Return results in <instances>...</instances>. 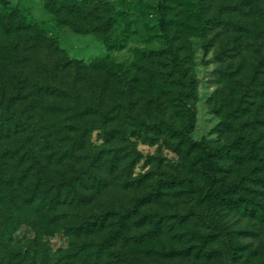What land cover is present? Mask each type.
<instances>
[{
	"label": "rangeland",
	"instance_id": "1",
	"mask_svg": "<svg viewBox=\"0 0 264 264\" xmlns=\"http://www.w3.org/2000/svg\"><path fill=\"white\" fill-rule=\"evenodd\" d=\"M107 1L114 7L111 28L99 38L75 31L50 10L48 0H0V105H34L35 120L57 132L65 129L77 141L79 132L70 128L87 119L99 121L97 115L83 117L82 109L103 105L106 128L102 132L93 126L90 134L93 145L106 148L103 173L96 170L98 182H86L94 187L92 196L99 187L103 195L82 207L76 200L70 221L90 218L100 206L113 219L123 211L133 214L141 204L139 214L154 221L140 230L146 236L132 249V264H264V226L252 212L224 207L220 201L209 209L237 233L230 238L232 246L244 249L237 261L221 255L222 241L206 226L196 220L182 223L198 195L197 185L206 183V152L185 144L174 131L184 130L186 118L175 101L159 16V3L166 1L181 62L198 88L191 137L229 154L216 167L225 186L236 184L238 192L264 202V162L248 161L256 149L264 148V0ZM16 17L37 31L28 35L9 28V21L11 27L16 25ZM64 57L73 60L69 71L61 70ZM76 61L80 66L74 67ZM23 81L27 87L19 90ZM19 93L24 99L14 104ZM42 216L46 212L36 219L43 220L38 225L51 257L39 264H65L64 253L57 251L67 247L68 238L58 223L51 225ZM162 218L168 220L169 232L159 237ZM35 235L33 226L24 224L15 239L25 244ZM121 243L107 233L103 246L81 254L88 257L86 264H99L97 254L103 264H114ZM73 264L83 263L77 258Z\"/></svg>",
	"mask_w": 264,
	"mask_h": 264
},
{
	"label": "trees",
	"instance_id": "2",
	"mask_svg": "<svg viewBox=\"0 0 264 264\" xmlns=\"http://www.w3.org/2000/svg\"><path fill=\"white\" fill-rule=\"evenodd\" d=\"M48 6L77 32L93 33L103 38L111 28V15L114 7L107 0H48ZM167 8L166 1L159 3V16L170 61V78L176 89L175 101L183 109L186 118L184 130L174 129V131L185 144L191 147H201L206 152V163L202 168V176L206 179V183L199 184L196 190L194 189L198 195L182 223L196 220L206 226L224 245L222 246L224 252L222 253L219 249V253H222L223 257L229 256L237 261L244 251V249L239 251L237 247L231 245L230 238L237 233L224 227L219 221L221 217L209 209L213 201L224 202V207L237 208L236 210L241 212H252L253 216L260 219L264 226V202L258 200L259 196L250 198L238 192L236 184L225 186L224 178L216 173V167L219 160L229 154L221 147L214 148L205 140L195 141L191 137L190 132L194 129L197 120L198 88L195 82L190 80L181 62L179 48L172 37L170 28L172 18L169 17ZM12 17L13 14L9 16V18ZM18 18L16 17V25L13 27H11V21L8 22L9 28H15L14 31L27 32L28 35L37 31V27L26 24L20 18L18 21ZM16 50H19L18 46ZM72 62V59L64 57L61 70L69 71ZM75 66H80V61H76ZM23 83L19 90L27 87L26 82L23 81ZM72 89L74 90L73 85ZM21 94L14 97L12 100L14 104L24 99L21 98ZM28 106L23 108L22 105L6 107L0 105V264H39L48 261L51 257V248L43 239L38 225L43 220L36 219V215H42L45 212L46 216H42L44 221H50L51 225L58 223V227L68 238L67 247L57 251V253H64L65 264H73L77 258L86 264L88 257L81 253H84L87 248L93 251L103 246V237L107 233L114 241H122L121 245H118L119 250L115 254L117 261H114V264H132L130 262L131 251L137 248L136 246L144 241L146 236L140 230L154 221L153 219L149 221L142 213L139 214L141 204L132 209L133 214L123 211L120 217L113 219H110L100 206L96 208L94 215L92 213L89 215L90 218L84 217L77 224H72L70 221L76 200L82 207L99 195H103V189L99 187L92 196L91 192L94 187L86 185L89 180L93 183L98 182L96 170L103 173V157L106 148H103V144L95 146L90 141L93 126H99L102 132L103 128H106L104 123L106 119H103V114L101 115L103 105H89L82 109L80 114L83 117L89 118L97 115L99 121L95 120L91 123L90 119H87L80 122V126L70 128L69 132H79L78 141L72 140L73 137L70 135L72 133H65V129L57 132L51 130L50 126H44L43 120H35L32 113L34 114L36 107L31 105L32 107L28 108ZM48 130H51L50 133ZM62 132L64 134H61ZM55 138H58L57 142ZM246 139L254 142L256 147V142L251 137ZM83 150H88V153L85 156L84 154L79 155L78 153ZM263 151L264 148L256 149L257 155L249 156L248 161L264 162ZM85 163L87 164L83 166ZM243 163L244 161H240L239 164ZM171 184V190H175L174 181H171ZM84 189L87 191H83ZM260 196L264 199V193ZM87 197H91L90 200H87ZM92 209L94 211V206ZM21 211L25 215H20ZM57 211L60 212L55 213ZM24 217L36 220L33 223L29 221L30 219L23 221ZM166 221L168 220L164 218L159 220V230H161L159 237L166 236L169 232ZM24 224L33 226L36 235L27 243L21 244V240L15 239V234ZM88 240L89 245H86ZM113 245L117 246L115 242ZM257 251L254 253L255 259L253 260H257L256 257L259 255ZM191 253H188V256ZM96 256L99 264H103L102 256L98 254Z\"/></svg>",
	"mask_w": 264,
	"mask_h": 264
}]
</instances>
